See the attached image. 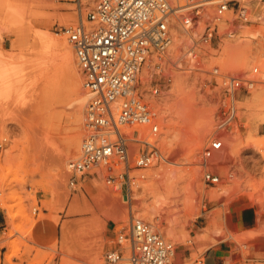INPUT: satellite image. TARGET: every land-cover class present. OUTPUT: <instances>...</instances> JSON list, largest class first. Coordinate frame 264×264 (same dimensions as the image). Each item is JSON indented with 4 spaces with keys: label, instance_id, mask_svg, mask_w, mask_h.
Masks as SVG:
<instances>
[{
    "label": "rangeland",
    "instance_id": "obj_1",
    "mask_svg": "<svg viewBox=\"0 0 264 264\" xmlns=\"http://www.w3.org/2000/svg\"><path fill=\"white\" fill-rule=\"evenodd\" d=\"M50 1L59 6L60 11H72L77 17L75 23L78 22L79 18L74 11L73 3L68 0ZM256 2L264 7V0H256ZM232 19L234 16H231L229 21ZM198 25L199 27L196 26L188 35H183L181 29L178 30L181 35L177 46L171 47L161 56L152 55L150 60V62H163L161 69H154L153 76V80L161 86V92L158 95L146 96L149 104L152 100L156 101L155 107L151 106V108L156 112L161 124L160 133L155 136L160 138L159 150L168 159L176 160L177 166L186 169V178L180 182V188L183 189V185L190 182L189 179L194 180L193 186H196L194 188L203 187L199 194H195V197H198L195 210L178 226L182 227L179 228L180 231L187 234L186 239L176 243L173 239L166 238L172 240L176 244V252L181 253L179 264H204V255L213 247L221 248V253L228 258L224 259L226 260L224 264H264V105L258 103L252 107L247 105L248 99L257 90L264 89V82H258L249 90L241 88L236 92L238 97L236 119L240 138L235 146L232 140L234 122L228 128H217L219 117L228 100L224 85L226 77L240 73L249 76L253 68L258 66L260 71L255 78L258 80L264 78V13L261 10L254 15L251 7L249 22L234 19L230 25L234 30L233 36L227 34L228 24L224 27L219 25L221 31L215 34L211 42L199 45L198 56L194 61L188 50L193 42L191 35L199 39L206 24L201 20ZM62 29L63 26L59 24L52 28L56 33H62ZM11 43L9 34L0 31V48L9 50ZM231 43L249 48L251 50L249 57L244 58L237 48L227 50L226 45ZM193 65L195 67H192ZM215 67H219V70L215 71ZM79 74L83 89L79 99H75L71 94V78L67 75L61 85L49 95L37 116L30 110L26 111V114L23 112L25 117L21 113L17 119L0 122V131L4 127V132L0 135L2 223L0 264H63L64 258H67L70 264H102L106 251L117 247L115 227L119 229L129 222L130 218L125 222L108 219L107 228L102 232L98 242H103V245L108 244L109 247H104L100 251L94 248L90 255H86V251L76 256L72 254L70 249L74 246V242L63 232L61 243L57 236L52 237L47 244H42L36 237V230L42 221L58 223L60 228V222L63 225L70 219L65 207H60L58 203L62 199L64 189L70 186L71 175L67 184L56 185L54 182L57 172L38 169L32 157L37 149V146H33L37 143L35 141L39 142V136L41 137V134L48 130H52L60 144L64 146L70 135L79 129L81 144L85 133L87 96L83 86V74L81 71ZM178 79L186 81L184 92H179L177 89ZM141 80L145 83L142 78ZM156 105H162L163 112L166 111V122L161 120V113ZM79 116L82 117L77 121ZM35 119L39 122L33 133L35 136L32 135L33 140L26 127L34 123ZM161 137L166 138L165 144L161 143ZM216 137L224 141L225 148L217 156L220 159L219 164L212 167L214 172L220 174L221 180L212 184L203 177L205 170L203 149L212 138ZM30 138L32 142L28 143ZM29 144L34 149L29 148ZM143 146L144 144L140 142L139 150L134 155L129 153L131 174L137 177V184L134 187L138 186L141 195L132 204L125 201L126 187L115 189V186L108 184L106 174L109 171L100 168L94 172L91 170L80 178L73 192L82 193L85 188L91 197L100 191L101 184L104 183L111 192V198L102 202L103 207L98 206L99 213H103V209L105 211L115 209L128 214L132 211L130 215L151 221L160 228L163 220L152 209L156 205L153 189L143 184L146 180L153 179L149 176L150 169H158L161 165L168 166L169 162L168 159L158 158L147 169L135 168V160ZM80 151L81 146L75 154L78 155ZM123 168L124 164L121 169L111 172ZM142 174H145V178L141 177ZM194 176L196 179L192 178ZM118 191L121 192V198L118 197L120 200L113 196V193ZM116 201L118 205L121 202L123 209ZM2 203L11 208L13 219L9 217L8 207L2 206ZM35 208L39 209L37 213L34 211ZM239 211H243L246 215H237ZM52 214H54L53 218ZM91 215L92 213L85 216Z\"/></svg>",
    "mask_w": 264,
    "mask_h": 264
},
{
    "label": "built area",
    "instance_id": "obj_2",
    "mask_svg": "<svg viewBox=\"0 0 264 264\" xmlns=\"http://www.w3.org/2000/svg\"><path fill=\"white\" fill-rule=\"evenodd\" d=\"M75 5L79 20L63 26L72 44L86 90L85 133L80 153L69 160L72 174L69 185L76 189L80 178L97 165L122 162L120 171L106 174L108 184L115 189L126 187L125 201L131 203L137 177L131 174L129 145L131 140L144 144L135 160V168L147 169L158 158L167 160L154 141L161 124L148 103L147 94L158 95L161 86L152 80L149 88L140 73L150 56L165 54L174 41L175 31L194 29L200 20L206 24L199 39L192 37L189 54L195 60L201 43L211 42L219 33V21L230 14L234 19L250 21L251 2L255 0H68ZM227 25V34L233 36ZM219 67H215L218 71ZM259 67L245 73L227 76L224 80L228 100L219 117L217 128L232 126L237 118L241 88L251 89L258 80ZM170 80V79H169ZM141 125L134 139L126 126ZM140 137H143L142 139ZM144 140V141H142ZM157 141V140H155ZM225 148L220 137L212 138L203 149L204 179L216 184L220 174L211 163ZM145 178V174L141 175ZM41 203H39V206ZM35 213L39 211L34 209ZM117 247L108 249L102 264H168L176 254V244L167 239L156 225L144 218L131 215L126 226L116 229Z\"/></svg>",
    "mask_w": 264,
    "mask_h": 264
},
{
    "label": "bare ground",
    "instance_id": "obj_3",
    "mask_svg": "<svg viewBox=\"0 0 264 264\" xmlns=\"http://www.w3.org/2000/svg\"><path fill=\"white\" fill-rule=\"evenodd\" d=\"M251 7L254 15L261 10L264 13V7L257 3L256 0L251 2L250 8ZM230 17V14H228L220 20V27H224L228 24ZM76 19L77 17L72 11H60V7L50 0H0V31L7 32L12 40L11 49L2 50L0 48L1 123L5 120L17 119L21 113L30 110L37 116L46 100H48L49 95L61 85V82L64 78L66 79L67 75H70L71 78V94L75 99L80 98L83 92L79 74L81 69L77 61L75 50L64 31H62V33H56V31L54 32L52 30L53 26L56 24L69 26L75 23ZM198 27L199 25H197V28ZM191 30L192 29H181L180 32L183 35H188ZM178 32L179 31H175L174 41L168 50H170L171 47L177 46V41L180 39L179 36L181 35ZM234 48H237V50L244 55V58L249 57L251 52L249 48L240 47L232 43L226 45L227 50H233ZM151 58L152 56H150L140 73V78L145 82L146 88H149L153 80V76L155 75L154 69H161L163 66V62H150ZM192 62L193 61H191V63ZM196 64L197 63H195V65ZM148 65H150V67ZM195 65L192 67H195ZM146 66H148V68ZM185 83V79L177 80L176 86L179 92H184ZM256 103H258V105H264V89L257 90L254 95L248 99L247 105L252 107L255 106ZM155 104V100L150 101V106L155 107ZM185 105L186 102L184 106ZM156 108H158L161 113V120L166 122V111L165 113L163 112L162 105H156ZM25 114L23 117L26 116ZM81 117L82 116H79L77 121H79ZM38 122L39 121L35 119L34 123L26 127L31 137L35 136L33 133L38 126ZM124 130L130 133L131 139H134L135 130L143 131V126H126ZM239 130L238 121L236 119L234 120L232 131L234 146L240 138ZM3 132L4 127H2L0 131V135H2ZM80 137L81 132L77 129L70 135L68 142L62 146L58 137L52 130H48L41 134V137L39 136V142L35 141L37 143L33 145L34 147L37 146L35 152L33 151L34 155L32 157L33 163H36L34 165H37L38 169L41 168L45 172L56 171L58 174L54 182L56 185L67 184L70 175H72L68 171V160L77 156L75 152L80 149ZM140 138L142 139L143 137ZM162 138L163 137H161V143L165 144L166 138ZM144 140L154 141L157 144L160 142V138H153L149 135H147ZM27 142L31 143V138ZM202 145L203 142L200 148ZM33 146L30 145L29 148L34 149ZM129 147L130 155H134L140 148V142L131 140ZM214 158L211 163L215 165L219 164L220 159L217 156ZM168 162V166L161 165L158 169H150L149 176L153 179L150 181L146 180L144 182L145 184H142L153 189L156 205L153 206V208L151 205V208L163 220L162 224H160V228L158 225L154 224L165 237L171 238L178 243L187 237L184 231L179 230V228L182 229V227L178 226L188 214H191L192 211L195 210L198 198L195 197V194H199V191H201L203 187L199 189L194 188L196 187L193 186L194 180L192 181V179H189L190 182L185 186L183 185V189L180 188V182L186 178L187 171L185 168L177 166V161L173 160V158L168 159ZM122 166V162L115 161L106 165L102 164L94 167L92 172L97 168L111 172L121 169ZM192 178L196 179V176ZM137 187L138 186L133 187L134 192L132 196L134 197H132L131 204L141 197ZM100 188V191L90 197L85 188L82 193H74V188L69 186L64 189L62 199L58 203L60 207H65L67 216L70 217V219L63 223L62 232L69 240L74 242V246L70 249V252L75 254V256L85 252L86 249H94L102 232L107 228L108 219L125 222L130 218L129 215L132 213V211L131 213L129 212V214L123 213L115 209L112 211H105V209H103V213H99L98 206L100 208L103 207L102 202L111 198V192L108 186L102 183ZM120 195V191L113 193V196L117 198L120 197ZM213 196H216L215 192ZM120 203L119 205L122 207ZM2 206L8 207L9 217L13 219L14 214L11 208L5 203H2ZM91 213L92 215L87 216L88 219H86L85 215ZM74 224H79V226L73 229L72 225ZM103 244V242L100 243V250L104 248ZM180 259L181 253L176 252L168 264H179ZM63 264H70V261L64 258Z\"/></svg>",
    "mask_w": 264,
    "mask_h": 264
},
{
    "label": "crops",
    "instance_id": "obj_4",
    "mask_svg": "<svg viewBox=\"0 0 264 264\" xmlns=\"http://www.w3.org/2000/svg\"><path fill=\"white\" fill-rule=\"evenodd\" d=\"M53 206V204H52ZM51 206V209H53ZM55 214V213H54ZM54 214H52V218L54 217ZM237 215L239 216H243L246 215V213H244L243 211H239L237 213ZM86 219H88V217H86ZM87 221V220H86ZM1 219H0V225H1ZM76 226H79L74 224L72 225V228H76ZM56 233V235H55ZM55 236L58 237L60 243H61V239H62V224L60 222V228L58 223H54L52 221L49 220H44L42 221V223L39 225V228L36 230V237L37 239L42 243V244H47L50 239L52 237L55 238ZM95 250L96 251H100V243L98 242L96 245ZM104 247H109L108 244H105ZM92 249L88 250L86 249V255H90L92 254ZM226 258V260L228 259L225 255H223L221 253V248H217V247H213L210 248L206 254L204 255V264H224L226 263V260L224 261V259Z\"/></svg>",
    "mask_w": 264,
    "mask_h": 264
}]
</instances>
